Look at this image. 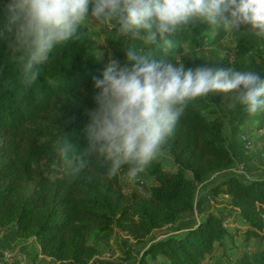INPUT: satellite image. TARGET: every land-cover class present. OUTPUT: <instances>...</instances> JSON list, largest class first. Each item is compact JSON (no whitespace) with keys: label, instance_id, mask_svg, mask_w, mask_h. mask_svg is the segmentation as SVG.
<instances>
[{"label":"trees","instance_id":"obj_1","mask_svg":"<svg viewBox=\"0 0 264 264\" xmlns=\"http://www.w3.org/2000/svg\"><path fill=\"white\" fill-rule=\"evenodd\" d=\"M3 24L0 4V27ZM88 29L81 27L71 41L52 53L31 87L21 83L18 66L6 41L0 39V229H9L15 238L32 240L40 247L29 264L39 255L55 264L132 263V247L125 245L119 248L118 258L102 259L99 247H107L117 232L143 249L138 264H203L216 248L224 247L225 239L233 237L223 227L222 218L208 214L195 227L177 229L159 239L154 234L193 215L198 186L212 181L205 198L227 197L228 207L246 227L245 241L256 243L251 251L237 252L231 264H264V179L231 172L234 159L223 136V122L210 119V105L200 97L189 102L162 147L172 170L155 158L141 173L145 178L139 181L151 180L147 197L124 193L120 177L126 176V169L110 177L95 161L79 176L67 173L49 178L40 163L53 145L67 139L77 151L87 148L84 113L95 107L93 77L102 76L112 60L125 65L124 50L133 44L98 27L103 37L100 46ZM208 33L214 34L217 45L226 35L223 28L197 22L176 32L171 37L174 46L156 48L155 55L171 63L173 56L183 54L187 43L202 48L199 43ZM255 48L263 52L257 59H247ZM234 56L230 62L211 51L180 62L186 68L254 71L264 80V35L242 33ZM208 97L219 106L223 99V105L231 99L230 114L236 123L254 116L248 124L257 122L258 129L264 128V109L250 114L231 94Z\"/></svg>","mask_w":264,"mask_h":264},{"label":"clouds","instance_id":"obj_2","mask_svg":"<svg viewBox=\"0 0 264 264\" xmlns=\"http://www.w3.org/2000/svg\"><path fill=\"white\" fill-rule=\"evenodd\" d=\"M4 24L0 39L18 66L20 81L31 87L40 67L81 27L106 28L135 41L124 52L127 63L112 60L93 77L95 107L85 110L87 148L77 151L67 139L57 156L69 176H79L95 161L110 177L126 169L134 181L160 154L189 102L211 94H231L245 110L264 109L260 74L235 68L213 70L157 58L156 48H172L171 37L201 22L225 30L247 27L264 35V0H0Z\"/></svg>","mask_w":264,"mask_h":264},{"label":"rangeland","instance_id":"obj_3","mask_svg":"<svg viewBox=\"0 0 264 264\" xmlns=\"http://www.w3.org/2000/svg\"><path fill=\"white\" fill-rule=\"evenodd\" d=\"M87 27L89 28V34L93 37V39H95L100 46L103 45V37L99 33L98 27L92 25H87ZM225 31L226 35L220 45L213 44V33L205 34L204 40L199 43L202 45V48L194 49L191 43H187L185 44L183 54L173 56L171 63L178 66V62L175 61L177 59L180 61L182 58H187L191 55H195L197 57L207 56L211 51L216 52L220 57H228L229 61L233 62L235 59L234 53L238 37L244 32L249 34H253L255 32L250 31L247 27L238 31ZM132 43L136 44L137 42L133 41ZM262 52V49L255 48L249 53L247 59H257L258 54ZM200 98L204 99V101L210 105L208 110L210 112V119L218 118L223 122V136L234 159L231 172L233 174H239L249 178L264 179V128L258 129L256 127V124H258L257 122H251L248 124V119L254 116L245 118V120L241 123H236L230 114L231 99L224 105L223 99L222 105L219 106L218 104L212 103L210 97L208 96ZM156 159L161 161L166 170H172L168 154L160 152ZM40 165L45 171H47L51 180L62 177L68 173L65 170L64 164L57 156L56 145L52 146L49 156L43 160ZM144 178L145 176L143 174H139L134 181H128L126 176L120 177L121 183L124 187V193L128 195L129 193L136 192L144 198L147 197L148 186L151 184V180H148L147 183L138 180H144ZM212 184L213 182L209 181V184L208 182H205L201 185V187L198 186L193 215H187L180 223L173 227L155 232V236L159 239L166 234L174 233L177 229L186 230L188 228L195 227L196 223L198 221H202L208 214L218 216L223 220V227L230 235H233V237L231 240L225 239L224 247L216 248L212 254L206 258L203 264H231V261L236 257L237 252L251 251L256 243L254 240H250L248 242L245 241L243 231H245L246 227L243 226L241 220L238 218L237 212L228 207L227 197L219 195L215 199L205 198V193ZM7 231L8 236L11 238L10 230L8 229ZM5 235V233L2 234V236L0 234V237L4 238ZM123 241L124 240L118 237L112 236L107 247L100 246L102 247H99L102 259L107 260L109 258H118L121 254L119 248L124 247V245L127 247L124 243L125 241ZM3 257L6 258L5 253L3 254ZM3 257H0V264L9 263L5 259L3 260ZM24 264L29 263L28 261H25Z\"/></svg>","mask_w":264,"mask_h":264},{"label":"crops","instance_id":"obj_4","mask_svg":"<svg viewBox=\"0 0 264 264\" xmlns=\"http://www.w3.org/2000/svg\"><path fill=\"white\" fill-rule=\"evenodd\" d=\"M199 187H201V185ZM206 187H208V186H206ZM202 188H203V186H202ZM4 233L6 234L5 237L4 238L0 237V257H3V254L5 253L6 258L3 257V260L5 259L7 262H9L7 264H24L25 261H28V263H29L30 261H32L33 256L35 257V254L40 253V247L38 245H36L32 240H28V241L19 240V239L15 238L12 233L10 234L11 235V238H10V236H8L7 230H1L0 229L1 236ZM114 236L124 240L125 242L124 241L123 242L126 244V246L132 247L134 258H133L132 263H129V264H138V259L141 255L143 249L142 248H136L134 246L133 240L123 233L117 232ZM154 238H157L155 236V234H154ZM150 240H152V239H150ZM134 249H136V250H134ZM28 254H30V255H28ZM34 264H55V263H52L48 258H46L42 255H39L35 259Z\"/></svg>","mask_w":264,"mask_h":264}]
</instances>
